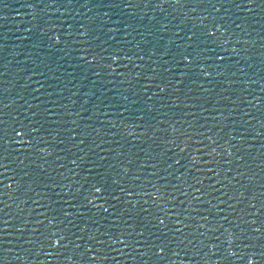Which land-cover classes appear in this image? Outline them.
<instances>
[{"label":"water","instance_id":"obj_1","mask_svg":"<svg viewBox=\"0 0 264 264\" xmlns=\"http://www.w3.org/2000/svg\"><path fill=\"white\" fill-rule=\"evenodd\" d=\"M0 264H264V0H0Z\"/></svg>","mask_w":264,"mask_h":264},{"label":"snow or ice","instance_id":"obj_2","mask_svg":"<svg viewBox=\"0 0 264 264\" xmlns=\"http://www.w3.org/2000/svg\"><path fill=\"white\" fill-rule=\"evenodd\" d=\"M97 191H100V189L98 188ZM57 243H59V242L57 241Z\"/></svg>","mask_w":264,"mask_h":264}]
</instances>
